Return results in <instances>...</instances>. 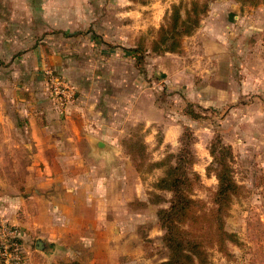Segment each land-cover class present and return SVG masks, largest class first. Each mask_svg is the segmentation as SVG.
<instances>
[{
  "label": "rangeland",
  "instance_id": "obj_1",
  "mask_svg": "<svg viewBox=\"0 0 264 264\" xmlns=\"http://www.w3.org/2000/svg\"><path fill=\"white\" fill-rule=\"evenodd\" d=\"M190 1L0 0V30L4 26L12 29L29 27V30L24 28L25 32L22 29V34L10 33L6 37L10 40L27 37L30 46H34L46 37L56 36L52 42L57 51H64L73 60L74 54L92 58L89 59L91 62L79 65L86 74L83 77L90 76L88 73L93 69L99 76L91 75L90 79L96 81L84 82V85L97 93L106 92L104 108L116 122L122 142L133 137L146 144L147 161L142 176L148 187H153L156 177L163 175L162 168L153 169V166L166 160L167 156L178 154L184 128H188L195 137L193 170L202 173L200 184L193 190L194 198L206 202L207 209H212L218 183L213 174L207 175L206 169L214 166L209 148L213 139L219 136L224 145L231 147L233 154L230 165L238 189L225 218V230L234 234L236 240L226 242L223 249L207 248L208 262L264 264V0H247V3L210 0L209 12L196 31L182 39L178 52L153 51L165 17L171 14L174 6L182 3L189 6ZM86 10L88 16L85 13L80 18L82 26L89 29L86 33H52L56 24L74 26V12ZM40 16L39 30L33 24ZM44 24L46 36L42 33ZM19 51H24V56L33 50H26V46L2 50L5 56L2 63L8 68L14 66ZM136 56H141L139 63ZM70 67L67 66V74L54 73L69 86L72 94L66 108L77 90L74 68ZM16 87L14 82H0V153H27L21 144L23 140L27 141L26 133L14 129L10 122L9 109L12 107L8 106L7 97ZM47 87L51 93L53 87L49 82ZM119 112L121 114L117 115ZM12 115L14 117V113ZM152 121H155L159 143L164 140L167 128H171V136H179L178 143L174 146L165 144L162 149L155 142L148 144L150 127L146 125ZM8 138L14 142L12 149L11 144L2 145ZM162 154L164 156L160 158ZM40 195L46 203L74 201V193ZM48 211L40 217L38 213L30 217L16 209L18 223L14 225L22 233L21 246L26 264H69L73 260L85 264L90 249L83 247L80 240L74 241V222L69 227L55 225L51 221L54 210ZM137 211L148 220L154 219L155 212L149 208ZM63 212L55 210L58 216L65 214ZM70 213L72 215L74 209ZM34 221L38 224L33 225ZM148 225L152 226L151 221L144 226L147 230ZM75 227L83 232L84 226ZM140 233L144 237L148 235L144 229ZM38 237L56 242L57 248L52 254L45 255L36 250ZM144 240V250L156 252L154 262L167 259L168 251L163 243L149 245ZM77 246L80 247L77 249Z\"/></svg>",
  "mask_w": 264,
  "mask_h": 264
},
{
  "label": "crops",
  "instance_id": "obj_2",
  "mask_svg": "<svg viewBox=\"0 0 264 264\" xmlns=\"http://www.w3.org/2000/svg\"><path fill=\"white\" fill-rule=\"evenodd\" d=\"M85 13L88 16L89 11L74 12V26L56 24L52 33H86L89 29L82 26L80 19ZM40 18L38 24H33L39 30ZM43 19L45 21V16ZM43 27L42 33L46 36V25ZM24 28L4 26L0 30V82L17 84L14 93L7 97V104L12 107L9 109L10 122L14 129H21L27 135V141L20 142L24 146L22 148L27 149L26 154L0 153V225H17L16 209H21L30 217L37 213L40 217L44 211L47 213L51 209L54 214L55 210L65 211L59 216L53 214L51 221L64 227L74 222V241L80 240L83 247L90 249L85 264H157L165 261L166 258H161L154 262L156 252H148V249L145 252L143 246L144 239L149 245L162 244L164 231L157 213L159 209L168 208L171 193L146 185L142 174L136 171L125 153L116 122L112 121L104 108L106 92L86 89L84 82L90 84L96 81L90 77L99 76V73L93 69L88 73L90 76L85 78L83 75L86 74L79 65L91 62L89 59L92 58L74 54L73 60L64 51H57V46L52 42L56 36L46 37L34 46H30L27 37L21 40L6 37L10 33L22 34L25 29H30ZM15 46H26V50L33 51L24 56V51H19L16 64L8 68L7 64L2 63L5 60L2 50ZM67 66L74 68L77 90L67 108L58 109L50 98L48 74H67ZM79 82L83 83L80 85ZM15 117L17 120L13 119ZM154 124L155 121H152L146 125L150 127L146 139L148 144L155 142L162 149L165 144L174 146L178 143L179 136H171V128L166 129L164 140L159 143ZM4 143L11 144L10 149L14 144L9 138L2 145ZM163 156L160 155V158ZM198 174L202 175L201 172ZM46 192L74 193V201L46 203L40 197ZM154 195L162 196L164 201L159 202ZM139 208L154 211V219L140 216ZM73 209L71 215L73 211L70 213V210ZM150 221L152 226L148 225L147 230L144 226ZM36 224L34 221L33 225ZM78 225L84 226L83 232L75 227ZM143 229L148 234L146 237L140 233ZM46 239L42 240L48 243V250L43 254L50 255L57 246L56 242Z\"/></svg>",
  "mask_w": 264,
  "mask_h": 264
},
{
  "label": "trees",
  "instance_id": "obj_3",
  "mask_svg": "<svg viewBox=\"0 0 264 264\" xmlns=\"http://www.w3.org/2000/svg\"><path fill=\"white\" fill-rule=\"evenodd\" d=\"M209 1L191 0L189 6L183 3L174 6L159 28L153 51L178 52L182 39L191 36L209 12ZM242 1L247 3V0ZM139 57L136 56L138 63ZM180 142L181 148L176 156H167L165 162H157L153 166V169H163V175L157 179L154 188L171 193L168 208L159 209L157 213L164 231L162 243L168 251L167 259L157 264H209L207 248L216 246L223 249L226 242L236 240L234 234L225 230V218L238 189L230 165L232 149L224 145L219 136L210 144L209 153L214 166L207 168L206 173L208 176L213 174L218 184L213 195V208L209 210L206 202L194 198L193 194L194 187L201 181L200 175L193 170L196 163L193 132L184 128ZM145 145L142 140H134L133 137L122 142L125 153L140 174L146 167ZM155 196L159 202L164 201L161 196ZM70 264L80 263L73 261Z\"/></svg>",
  "mask_w": 264,
  "mask_h": 264
},
{
  "label": "built area",
  "instance_id": "obj_4",
  "mask_svg": "<svg viewBox=\"0 0 264 264\" xmlns=\"http://www.w3.org/2000/svg\"><path fill=\"white\" fill-rule=\"evenodd\" d=\"M48 75V82L53 87L50 98L58 109H64L72 98L69 86L53 73ZM21 240L22 233L18 226L10 223L0 225V264H26Z\"/></svg>",
  "mask_w": 264,
  "mask_h": 264
},
{
  "label": "water",
  "instance_id": "obj_5",
  "mask_svg": "<svg viewBox=\"0 0 264 264\" xmlns=\"http://www.w3.org/2000/svg\"><path fill=\"white\" fill-rule=\"evenodd\" d=\"M36 250L38 252H41V253L47 251L48 250V243L43 241L42 239H38L36 241Z\"/></svg>",
  "mask_w": 264,
  "mask_h": 264
}]
</instances>
